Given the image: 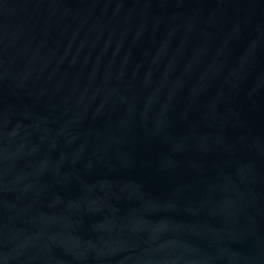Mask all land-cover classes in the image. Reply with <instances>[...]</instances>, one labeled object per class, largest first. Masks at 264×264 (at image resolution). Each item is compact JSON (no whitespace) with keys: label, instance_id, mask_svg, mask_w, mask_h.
<instances>
[{"label":"water","instance_id":"obj_1","mask_svg":"<svg viewBox=\"0 0 264 264\" xmlns=\"http://www.w3.org/2000/svg\"><path fill=\"white\" fill-rule=\"evenodd\" d=\"M0 264H264V0H0Z\"/></svg>","mask_w":264,"mask_h":264}]
</instances>
